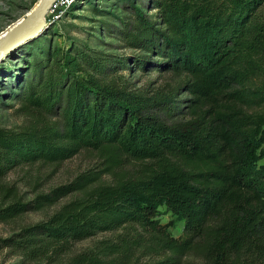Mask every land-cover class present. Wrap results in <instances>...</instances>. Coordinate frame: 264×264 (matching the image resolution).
I'll use <instances>...</instances> for the list:
<instances>
[{"label":"trees","instance_id":"obj_1","mask_svg":"<svg viewBox=\"0 0 264 264\" xmlns=\"http://www.w3.org/2000/svg\"><path fill=\"white\" fill-rule=\"evenodd\" d=\"M129 3L122 33L141 50L134 62L178 76L187 116L175 118L169 98L131 94L84 50L46 48L19 86L21 108L38 120L0 127V176L18 160L59 162L82 149L104 160L0 205L2 220L77 192L2 243L51 263L71 240L108 230L60 264H264V0H150L152 13ZM82 63L97 74H81ZM127 158L139 164L122 168ZM160 204L183 219L182 234L156 217Z\"/></svg>","mask_w":264,"mask_h":264},{"label":"rangeland","instance_id":"obj_2","mask_svg":"<svg viewBox=\"0 0 264 264\" xmlns=\"http://www.w3.org/2000/svg\"><path fill=\"white\" fill-rule=\"evenodd\" d=\"M37 1L0 0V34L3 30V32L9 31ZM132 1L145 13L155 12L150 0ZM76 2V5L72 9L67 8L60 18L46 19L37 36L18 45L0 58V127L19 130L37 122L35 113L21 108L23 100L18 98L19 86L20 82L28 81L33 77L30 68L33 58L44 57L45 49L55 46L71 52L84 50L89 60L108 63L107 69L112 68L121 73L122 80L128 82V91L131 94L148 101L169 98V104L176 107L174 117L187 116L186 104L189 102L190 94L186 91L175 92L174 84L178 76L167 70L138 67L132 58L141 50L127 43L122 33L123 21L130 20L133 14L129 5L130 0H77ZM121 60H125L126 63ZM82 65L85 69L80 71L81 74L85 72L97 74L91 66L84 63ZM46 116L51 123L57 122V116ZM46 116L43 115V119H46ZM39 122H42L40 118ZM103 160V157L93 149H82L59 162L40 159L33 162L18 160L6 168L0 176V205L8 203L17 196L31 198L38 192L47 191L53 186L71 180L84 169L101 165ZM138 164L137 160L127 158L123 160L121 167L132 170ZM110 179L109 173H104L101 177L103 181ZM76 193L70 192L53 203L0 220V264H60L69 254L92 245L100 237L113 234L114 231L106 230L71 240L68 251L51 263L43 257H27L17 245L2 243L4 242L2 238L11 235L18 237L17 233L24 226L48 219L63 202ZM156 217L161 222H171L168 229L172 235L182 234L183 219L178 218L164 204L158 206ZM193 258L190 257L191 260ZM193 261L198 263V258H194Z\"/></svg>","mask_w":264,"mask_h":264},{"label":"water","instance_id":"obj_3","mask_svg":"<svg viewBox=\"0 0 264 264\" xmlns=\"http://www.w3.org/2000/svg\"><path fill=\"white\" fill-rule=\"evenodd\" d=\"M51 1L53 0H38L9 31L0 34V58L40 33L47 19L45 12Z\"/></svg>","mask_w":264,"mask_h":264},{"label":"built area","instance_id":"obj_4","mask_svg":"<svg viewBox=\"0 0 264 264\" xmlns=\"http://www.w3.org/2000/svg\"><path fill=\"white\" fill-rule=\"evenodd\" d=\"M72 0H53L50 2L45 17L48 20H56L61 17L64 11L69 7Z\"/></svg>","mask_w":264,"mask_h":264},{"label":"bare ground","instance_id":"obj_5","mask_svg":"<svg viewBox=\"0 0 264 264\" xmlns=\"http://www.w3.org/2000/svg\"><path fill=\"white\" fill-rule=\"evenodd\" d=\"M3 31H4V30H3ZM3 31H1V33H2Z\"/></svg>","mask_w":264,"mask_h":264}]
</instances>
